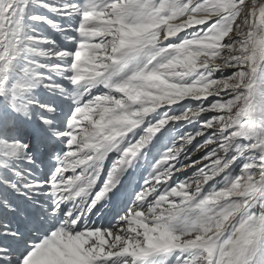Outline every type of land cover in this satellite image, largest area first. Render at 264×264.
<instances>
[{
  "label": "snow or ice",
  "instance_id": "6c2138e0",
  "mask_svg": "<svg viewBox=\"0 0 264 264\" xmlns=\"http://www.w3.org/2000/svg\"><path fill=\"white\" fill-rule=\"evenodd\" d=\"M0 264H264V0H0Z\"/></svg>",
  "mask_w": 264,
  "mask_h": 264
}]
</instances>
